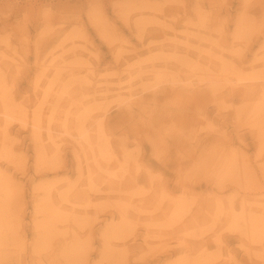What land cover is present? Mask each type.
Segmentation results:
<instances>
[{"label":"rangeland","instance_id":"obj_1","mask_svg":"<svg viewBox=\"0 0 264 264\" xmlns=\"http://www.w3.org/2000/svg\"><path fill=\"white\" fill-rule=\"evenodd\" d=\"M0 264H264V0H0Z\"/></svg>","mask_w":264,"mask_h":264},{"label":"bare ground","instance_id":"obj_2","mask_svg":"<svg viewBox=\"0 0 264 264\" xmlns=\"http://www.w3.org/2000/svg\"><path fill=\"white\" fill-rule=\"evenodd\" d=\"M105 111H106V110H105ZM9 112H10V110H9ZM12 112H13V111H12ZM6 113H7V112H6ZM13 114H14V113H12V116H13ZM8 116H10V115H8ZM8 116H7V118H8ZM15 116H16V115H15ZM15 116H13V118H16ZM10 117H11V116H10ZM18 119H19V118H18ZM21 119H22V118H21ZM6 120H7V119H6ZM11 120H15V119H12V118H11ZM24 120H25V119H24ZM24 120H23V121H24ZM8 121H9V120H8ZM21 121H22V120H21ZM25 121H26V120H25ZM25 121H24V122H25ZM6 122H7V121H6ZM38 122H39V121H36V124H39V125L41 126V122H40V123H38ZM100 122H102V121L100 120ZM100 122H98V124H101ZM7 124H8V123H7ZM102 124H103V123H102ZM33 125H34V124H33ZM40 126H36V127L38 128V127H40ZM98 127H99V125H98ZM100 127H101V126H100ZM85 128H86V127L81 128V131H82L83 129H85ZM101 128H102V127H101ZM101 128H99L100 131H101ZM49 129L51 130V126L49 127ZM39 130H40V128H39ZM39 130H38V131H39ZM79 130H80V129H79ZM85 131H88V130H85ZM36 132H37V131H36ZM41 132H42V131H41ZM50 132H51V131H50ZM50 132L48 133V135L50 134ZM83 132H84V130H83ZM70 133H71V131H70ZM80 133L83 134L82 132H80ZM72 134H73V133H72ZM85 134H86V133L83 134V135L85 136V138H83L84 141H86L87 139L90 138L89 133H88L87 135H85ZM83 135H82V136H83ZM69 136H70V134H69ZM82 136H81V137H82ZM84 136H83V137H84ZM86 136H89V137L86 138ZM40 137H41V136H40ZM50 138H51V137H49V139H50ZM72 138H74V137H72ZM58 139H60V138H58ZM50 140H51V139H50ZM54 141H55V140H54ZM80 141H81V140H80ZM88 142L90 143L89 140H87V143H88ZM94 142H95V141H94ZM54 143H55V142H54ZM57 144H58V143H57ZM61 144H62V143H61ZM61 144H59V145H61ZM81 145H82V144H81ZM89 145H90V144H89ZM56 146H57V145H56ZM90 146L92 147V145H90ZM56 148H59V147H56ZM92 148H93V147H92ZM260 236H261V235H260Z\"/></svg>","mask_w":264,"mask_h":264}]
</instances>
